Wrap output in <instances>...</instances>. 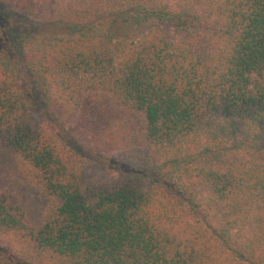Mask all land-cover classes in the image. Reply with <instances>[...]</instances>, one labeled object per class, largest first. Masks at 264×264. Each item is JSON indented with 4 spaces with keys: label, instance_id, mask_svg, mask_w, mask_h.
Instances as JSON below:
<instances>
[{
    "label": "trees",
    "instance_id": "obj_1",
    "mask_svg": "<svg viewBox=\"0 0 264 264\" xmlns=\"http://www.w3.org/2000/svg\"><path fill=\"white\" fill-rule=\"evenodd\" d=\"M2 1L0 264H264V0Z\"/></svg>",
    "mask_w": 264,
    "mask_h": 264
},
{
    "label": "rangeland",
    "instance_id": "obj_2",
    "mask_svg": "<svg viewBox=\"0 0 264 264\" xmlns=\"http://www.w3.org/2000/svg\"><path fill=\"white\" fill-rule=\"evenodd\" d=\"M0 14L4 16L5 22L11 27V30L15 34L24 32L36 33L39 35L58 33V29H55L52 25L13 12L2 0H0ZM89 152L88 153L93 157L104 159L115 165L117 164L118 157L112 152L98 151L95 149Z\"/></svg>",
    "mask_w": 264,
    "mask_h": 264
}]
</instances>
